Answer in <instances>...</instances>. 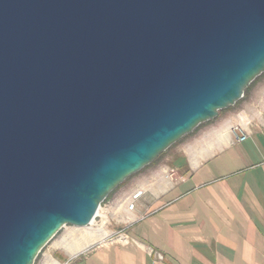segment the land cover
Listing matches in <instances>:
<instances>
[{
	"label": "water",
	"instance_id": "water-1",
	"mask_svg": "<svg viewBox=\"0 0 264 264\" xmlns=\"http://www.w3.org/2000/svg\"><path fill=\"white\" fill-rule=\"evenodd\" d=\"M264 71V0H0V264L87 227Z\"/></svg>",
	"mask_w": 264,
	"mask_h": 264
},
{
	"label": "crops",
	"instance_id": "crops-1",
	"mask_svg": "<svg viewBox=\"0 0 264 264\" xmlns=\"http://www.w3.org/2000/svg\"><path fill=\"white\" fill-rule=\"evenodd\" d=\"M249 92L245 110L264 104V74ZM240 128L224 138L204 132L200 154L178 151L182 181L166 180L163 166L145 173L125 230L138 245L104 242L72 264H264V115Z\"/></svg>",
	"mask_w": 264,
	"mask_h": 264
},
{
	"label": "rangeland",
	"instance_id": "rangeland-1",
	"mask_svg": "<svg viewBox=\"0 0 264 264\" xmlns=\"http://www.w3.org/2000/svg\"><path fill=\"white\" fill-rule=\"evenodd\" d=\"M263 74L264 72L260 73L256 76V79ZM256 79L244 89V95L241 99L233 105H229L228 108L219 110L213 119L200 123L191 132L172 143L170 147L159 154L152 162L145 165L144 168L131 174L122 183L118 184L100 204L99 209L101 212L94 217L87 227L63 225L40 250L33 264H72L81 253L83 254L90 248L108 241H115L116 244L133 245L132 238L127 236L125 230L135 221L132 212L136 210V205L142 194L137 198L138 201L134 199L132 211L127 210L126 207L131 202V194L138 190L142 191V193L145 192V186L141 185L142 182L139 183V180L142 179L148 170H153L160 166L166 169L164 175L169 172V169H176L177 164L181 162V158L177 155L178 151L182 155L187 151L194 154L199 152L200 154L202 143L204 144V140H207L204 132H209L207 135L210 136L209 138H215L216 136L224 138L228 133L241 129L240 124L249 120L254 114L264 115L263 103L249 107L247 110L244 107V104L249 101V97H246V95L251 93L249 91L254 86ZM223 141V139L220 140V143ZM176 171L178 175H181L177 169ZM165 179L171 183L175 182V180ZM99 230L100 233L98 232ZM123 235H126L129 240L126 241ZM136 241L138 242V240ZM153 258L156 261H160L155 257Z\"/></svg>",
	"mask_w": 264,
	"mask_h": 264
},
{
	"label": "built area",
	"instance_id": "built-area-1",
	"mask_svg": "<svg viewBox=\"0 0 264 264\" xmlns=\"http://www.w3.org/2000/svg\"><path fill=\"white\" fill-rule=\"evenodd\" d=\"M245 137H246V136L243 135V137H238L237 139L240 140V141H242ZM177 175H178V174H177L176 169L173 168V169H169V172L165 174V177L168 178V179L171 180V181H173V180H175V181H177V180H179V181L184 180L182 175H178V176H177ZM141 194H142V191H140V190L135 191L133 194H131V195H132V198H131V202L127 204V207H126L127 210H131V211H132L133 206H134V199H137L139 196H141ZM120 236H121V235H120ZM123 236H124L123 238H124L126 241L129 240V238H128L126 235H123ZM131 241H132L134 244L138 245V242L136 241V239L132 238ZM147 250H148V252H149L153 257H155L157 260H162V258H163V254H162V253H160V252H158V251H155V250H153V249L150 248V247H147Z\"/></svg>",
	"mask_w": 264,
	"mask_h": 264
},
{
	"label": "bare ground",
	"instance_id": "bare-ground-1",
	"mask_svg": "<svg viewBox=\"0 0 264 264\" xmlns=\"http://www.w3.org/2000/svg\"><path fill=\"white\" fill-rule=\"evenodd\" d=\"M263 72H264V71H263ZM261 73H262V72H261ZM257 76H258V75H257ZM255 79H256V78H255ZM99 208H100V206L98 207V209H97L98 211H97V213H96L95 216H98L99 213L101 212V210H100ZM95 216H94V217H95ZM93 219H94V218H93ZM93 219H92L91 221H93ZM91 221H90V222H91ZM98 232L100 233V230H99Z\"/></svg>",
	"mask_w": 264,
	"mask_h": 264
}]
</instances>
